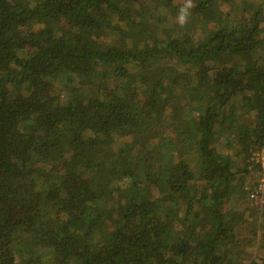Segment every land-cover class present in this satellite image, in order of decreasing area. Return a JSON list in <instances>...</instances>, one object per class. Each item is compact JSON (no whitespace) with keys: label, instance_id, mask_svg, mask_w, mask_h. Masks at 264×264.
<instances>
[{"label":"trees","instance_id":"1","mask_svg":"<svg viewBox=\"0 0 264 264\" xmlns=\"http://www.w3.org/2000/svg\"><path fill=\"white\" fill-rule=\"evenodd\" d=\"M181 1L0 0V264H244L264 240V0Z\"/></svg>","mask_w":264,"mask_h":264},{"label":"rangeland","instance_id":"2","mask_svg":"<svg viewBox=\"0 0 264 264\" xmlns=\"http://www.w3.org/2000/svg\"><path fill=\"white\" fill-rule=\"evenodd\" d=\"M177 2H179V3H181L182 1L181 0H176ZM173 16H178L176 13H173ZM261 18L264 20V14L261 16ZM184 25L185 26H187V27H191V28H194V26H195V22H185L184 23ZM238 26L239 27H241V25L240 24H238ZM179 28L178 27H166L165 29H163V31H165V34H167V35H170L173 31H176V30H178ZM261 30H262V32H263V34H264V21H263V23H262V27H261ZM137 40H135V41H132V47L134 48L135 46H136V44H137V42H136ZM122 42H123V40H122ZM123 43H125V42H123ZM186 92H189L188 91V89H184V90H182V92H181V95L182 96H184V94L186 93ZM191 92V91H190ZM160 112H161V114H164V111H163V109L161 108L160 109ZM178 113H179V111L177 110V111H175V113H174V115H178ZM161 118H162V120H163V122L162 123H164V116H161ZM72 136H73V139L75 138V136H77L76 134H75V132L74 133H72ZM150 137L149 136H145V135H135L134 136V142H135V140L137 139L138 141V144H137V149H139V151H142V149L143 148H141V146H142V144L144 143V141H146V140H148ZM74 142V141H73ZM72 142V143H73ZM159 146V143H156L153 147L154 148H156V147H158ZM248 176V179L250 180V184H248L247 186L249 187V186H251V184H252V182H254L255 181V179H256V176H257V174H256V171L254 170V169H250V173L248 172V174H247ZM260 203V202H259ZM263 245H264V240L260 237V238H258V240L256 241V242H254V243H247L246 244V247H245V250H246V254H245V256H244V264H248L249 262H250V260L251 259H253V258H257V257H259L260 255H262V253H263ZM14 248H15V252H16V255H19V256H25V254L23 253L24 252V250H23V248H22V243H21V241L20 240H17L16 242H15V244H14Z\"/></svg>","mask_w":264,"mask_h":264},{"label":"built area","instance_id":"3","mask_svg":"<svg viewBox=\"0 0 264 264\" xmlns=\"http://www.w3.org/2000/svg\"><path fill=\"white\" fill-rule=\"evenodd\" d=\"M248 161L250 169L256 171V179L253 186L247 188L248 197L256 202H262L264 198V145L260 148L249 149Z\"/></svg>","mask_w":264,"mask_h":264}]
</instances>
